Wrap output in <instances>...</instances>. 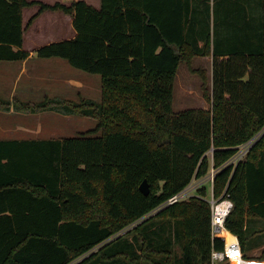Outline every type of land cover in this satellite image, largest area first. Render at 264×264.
<instances>
[{
	"label": "trees",
	"instance_id": "obj_1",
	"mask_svg": "<svg viewBox=\"0 0 264 264\" xmlns=\"http://www.w3.org/2000/svg\"><path fill=\"white\" fill-rule=\"evenodd\" d=\"M35 4L73 14L76 30L37 55L99 74L102 97L20 102L97 126L0 139V264H211L224 240L212 234L207 186L163 204L212 166L215 196L234 203L226 227L247 257L264 259V0H0V60L30 55L22 11ZM198 56L212 57L211 79L192 67ZM182 62L209 107L173 109Z\"/></svg>",
	"mask_w": 264,
	"mask_h": 264
},
{
	"label": "crops",
	"instance_id": "obj_2",
	"mask_svg": "<svg viewBox=\"0 0 264 264\" xmlns=\"http://www.w3.org/2000/svg\"><path fill=\"white\" fill-rule=\"evenodd\" d=\"M46 3H54L57 1L70 4L74 0H40ZM90 4L94 5L95 7H100L102 0H86ZM27 9H30L29 15L30 18L26 24L25 14ZM49 12L50 16V23L51 25L55 24H62L65 26L66 24L73 25L74 16L71 13H66L63 10H52V9H45L43 11H39V5H31L25 6L23 8V25H24V45L23 48L28 50L30 55L24 60H0V139L3 138H19V139H34V138H50L55 136H36L35 134L42 133L43 125L39 117L44 114L49 115H64L65 117L70 118V115L74 116L73 114H67L64 112L56 111V110H41V111H20L18 110V106L20 102H40L47 98H59L65 101H77L79 98H91L90 91L91 87L89 81H83V79L68 75V77L64 79H60V75L51 74V77H48V82H46V76L38 77L39 82L31 83L28 81L26 84L20 87L19 79L21 75H25L28 73H33V68H39L40 71L36 70L37 72H47L51 71V69H65L68 68L67 62L64 58L60 57H49L45 60H39L38 64L33 63L30 65V61L37 59L38 55L36 50L49 42L56 41V40H63L64 38L55 37L56 35L49 37L45 40H38L40 32V26H37V21L42 17V15L46 12ZM30 29H32V33H30ZM26 30L28 32L29 38V46L26 45ZM76 35V30L72 32V38ZM37 39V40H36ZM212 58V57H210ZM44 59V58H43ZM14 69H19L17 77L15 80L11 79L10 82H7L9 72ZM43 70V71H42ZM35 72V71H34ZM2 81V82H1ZM53 81V82H51ZM4 92V94L2 93ZM39 97V98H38ZM43 97L42 99H40ZM38 98V100H36ZM95 99V98H93ZM97 100V99H96ZM4 107L6 110L1 109ZM10 116L11 119L5 121V116ZM33 117H38L34 121L37 120V123L33 121ZM90 117V116H85ZM15 118V119H14ZM28 120V121H26ZM34 122V123H32ZM10 132H16L17 134L21 133L22 136H3L2 134H9ZM64 137V136H58Z\"/></svg>",
	"mask_w": 264,
	"mask_h": 264
},
{
	"label": "rangeland",
	"instance_id": "obj_3",
	"mask_svg": "<svg viewBox=\"0 0 264 264\" xmlns=\"http://www.w3.org/2000/svg\"><path fill=\"white\" fill-rule=\"evenodd\" d=\"M30 9H27L25 14V20L26 24L30 18L29 15ZM48 11L42 15V17L37 21V26H40V32L38 40H45L49 37H52L56 35L57 39L71 37L72 32L75 31V28L71 25L66 24L63 26L62 24H55L51 25L50 16ZM32 29H30V33H32ZM27 32V30H26ZM69 39V38H67ZM26 45L29 46V38H28V32L26 33ZM37 40V39H36ZM44 58V59H43ZM61 58V57H60ZM45 57H37V59L31 60L30 65L33 63L38 64L39 60H45ZM68 68L57 70V69H51V71L43 72H37L36 70L40 71L39 68H33V73H28L25 75H21L19 79L20 87L26 84L28 81H32L31 83L39 82L38 77L46 76V82H48V77H51V74H57L60 75V79H64L68 77V75H73L76 77H79L83 79V81H89L91 91H90V97L95 98V100H101L102 97V91H101V76L96 73H89L85 70L79 69L77 67L72 66L66 59ZM212 62L213 59L210 57H195L192 61V67L194 68H205L208 71V74L212 76ZM2 63V61H0ZM19 69H14L11 72H9L7 82H10L11 79L15 80L17 77ZM43 71V70H42ZM2 82V81H1ZM53 82V81H51ZM209 86L211 87V80ZM4 94V92L2 91ZM39 98V97H38ZM38 98L36 100H38ZM41 97L40 99H42ZM89 98V97H88ZM77 101H81V98L78 97ZM210 103L207 100V98L204 95L203 88H202V79L199 75V73L193 72L191 68L188 66L186 62L180 63L175 79V85H174V93H173V109L175 111H182L185 109L190 108H199V107H209ZM1 109L6 110L4 107ZM41 111V110H40ZM28 112V111H27ZM52 114V113H49ZM44 114L41 117H39V120H41V123L43 125L42 133L35 134L36 136H76L80 133L94 129L97 126V120L94 117H85V115L76 114L74 116L70 115V118L65 117L64 115H49ZM38 118V117H37ZM36 117H33V121L37 119ZM11 119L10 116H5V121ZM15 119V118H14ZM28 121V120H26ZM37 123V120L34 121ZM32 122V123H34ZM99 134V133H98ZM3 136H22L21 133L17 134L16 132H10L9 134H2ZM210 156L212 158V154L210 153ZM196 181V180H195ZM195 181L193 182V185H195ZM205 185L208 188V196L210 194V183L206 182ZM258 250L254 251V254H257Z\"/></svg>",
	"mask_w": 264,
	"mask_h": 264
},
{
	"label": "built area",
	"instance_id": "obj_4",
	"mask_svg": "<svg viewBox=\"0 0 264 264\" xmlns=\"http://www.w3.org/2000/svg\"><path fill=\"white\" fill-rule=\"evenodd\" d=\"M258 137L259 135L257 134L247 142L239 145L236 152L230 157L226 164L235 166L243 160L251 145ZM217 172L218 169L212 166L206 176L199 178L195 177L188 186L171 196L163 205L187 199L194 195L198 188L205 185L206 182H209L211 187L207 200L211 205L212 234L213 236L221 237L224 240V246L222 249L213 248L211 264H264V259L247 257L242 249L238 236L226 227V218L234 203L229 194L224 193L221 197L215 196L214 182ZM194 181L195 185H193Z\"/></svg>",
	"mask_w": 264,
	"mask_h": 264
},
{
	"label": "water",
	"instance_id": "obj_5",
	"mask_svg": "<svg viewBox=\"0 0 264 264\" xmlns=\"http://www.w3.org/2000/svg\"><path fill=\"white\" fill-rule=\"evenodd\" d=\"M140 189L145 193L148 194L150 192V186L148 181L145 179L140 185Z\"/></svg>",
	"mask_w": 264,
	"mask_h": 264
}]
</instances>
